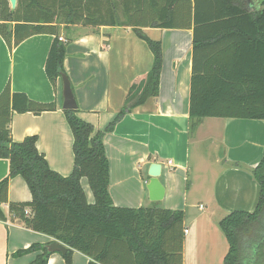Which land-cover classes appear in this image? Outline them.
Segmentation results:
<instances>
[{
	"label": "trees",
	"instance_id": "16d2710c",
	"mask_svg": "<svg viewBox=\"0 0 264 264\" xmlns=\"http://www.w3.org/2000/svg\"><path fill=\"white\" fill-rule=\"evenodd\" d=\"M77 24L134 28L153 55L151 69L131 88L125 107L103 131L81 120L77 110H63L73 138V168L67 177L49 168L36 149L35 136L20 143L10 137L13 114L40 115L55 111V104L37 103L23 93H12L9 84L4 87L0 159L8 160L9 173L0 181V222L15 216L26 229L62 244L67 248L60 254L65 264H72L74 251L87 257V264H183V211L155 204L137 209L114 206L103 139L132 109L158 96L162 46L141 28L192 31L191 131L205 118L264 121V0H17L14 11L7 0H0V36L9 51L33 36L54 37L44 67L53 88L65 74L66 45L58 41V28ZM214 65L216 69H209ZM148 162L155 160L149 157ZM17 176L31 201L8 202L9 181ZM251 177L259 187L254 210L231 212L218 223L228 244L223 264H264V152ZM83 178L92 204L81 186ZM38 251L42 254L32 264H46L54 254L32 244L13 256Z\"/></svg>",
	"mask_w": 264,
	"mask_h": 264
},
{
	"label": "crops",
	"instance_id": "0c3cea01",
	"mask_svg": "<svg viewBox=\"0 0 264 264\" xmlns=\"http://www.w3.org/2000/svg\"><path fill=\"white\" fill-rule=\"evenodd\" d=\"M58 29V41L66 45L63 68L76 99L77 116L103 131L125 107L131 88L140 85L150 71L153 55L134 28L77 24ZM140 31L161 42L159 93L132 109L103 139L110 197L120 208L155 204L183 211L187 230L183 264H223L228 244L218 223L231 212H251L256 206L259 187L251 171L264 152V121L205 118L191 131L192 31ZM53 39L33 36L9 51L0 36V93L9 84L12 93H23L37 103L55 104V111L40 115L13 114L10 137L20 143L35 136L36 149L49 168L67 177L73 168V138L62 110V83L58 79L53 88L44 70ZM167 59L173 65H167ZM209 69H216V65ZM149 157L155 162H148ZM152 163L161 165L159 180L165 188L163 200L156 203L149 201L146 190ZM8 173V160L0 159V181ZM80 182L87 202L92 204L87 180ZM29 201L31 195L23 179H11L8 202ZM2 209L8 213V204ZM51 242L52 238L26 229L15 216L7 217L0 222V264H32L41 251L21 257L13 254L32 244L46 246ZM88 260L74 251L72 264H87ZM46 264L65 263L54 253Z\"/></svg>",
	"mask_w": 264,
	"mask_h": 264
},
{
	"label": "water",
	"instance_id": "95a60500",
	"mask_svg": "<svg viewBox=\"0 0 264 264\" xmlns=\"http://www.w3.org/2000/svg\"><path fill=\"white\" fill-rule=\"evenodd\" d=\"M10 10L14 11L17 6V0H7ZM60 80L62 83V110H77V103L74 97L71 83L66 74H61ZM162 167L159 163H152L148 168L149 180L146 183V190L148 193V199L150 202L156 203L163 200L165 196V188L160 182L159 178L161 176ZM46 251L48 253H59L64 255L67 248L62 244L53 241L46 245Z\"/></svg>",
	"mask_w": 264,
	"mask_h": 264
},
{
	"label": "built area",
	"instance_id": "2783aa9c",
	"mask_svg": "<svg viewBox=\"0 0 264 264\" xmlns=\"http://www.w3.org/2000/svg\"><path fill=\"white\" fill-rule=\"evenodd\" d=\"M59 40L62 41V38H59ZM167 165L170 166V165H171V161H168V162H167ZM25 214H26V215H29V211L26 210V211H25ZM185 234H187V230L184 229V230H183V235H185Z\"/></svg>",
	"mask_w": 264,
	"mask_h": 264
},
{
	"label": "rangeland",
	"instance_id": "374dc122",
	"mask_svg": "<svg viewBox=\"0 0 264 264\" xmlns=\"http://www.w3.org/2000/svg\"><path fill=\"white\" fill-rule=\"evenodd\" d=\"M117 13H118L119 17H121V10L120 9L117 10ZM169 52H170V47H169ZM167 53H168V49H167ZM166 64L167 65H173L172 63H169L168 62V59L166 61ZM89 199L91 200V197L90 196H89Z\"/></svg>",
	"mask_w": 264,
	"mask_h": 264
}]
</instances>
